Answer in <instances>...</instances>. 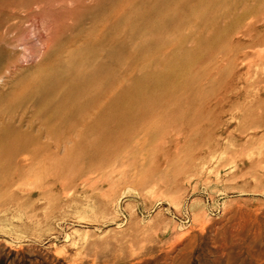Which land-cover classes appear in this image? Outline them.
<instances>
[{
    "label": "rangeland",
    "instance_id": "rangeland-1",
    "mask_svg": "<svg viewBox=\"0 0 264 264\" xmlns=\"http://www.w3.org/2000/svg\"><path fill=\"white\" fill-rule=\"evenodd\" d=\"M117 1L89 0L86 22ZM121 32L37 128L0 130V159H25L21 187L0 178V259L264 264V0H134ZM112 81L94 118L84 93Z\"/></svg>",
    "mask_w": 264,
    "mask_h": 264
},
{
    "label": "bare ground",
    "instance_id": "bare-ground-1",
    "mask_svg": "<svg viewBox=\"0 0 264 264\" xmlns=\"http://www.w3.org/2000/svg\"><path fill=\"white\" fill-rule=\"evenodd\" d=\"M88 1L0 0V130H33L40 120L39 105L44 97L57 86L56 98L72 89L80 92L84 88L82 81L89 77L91 69H97L106 54L119 48L122 20L134 0H118L93 23L86 22L84 10ZM175 50L173 44L162 45L147 60H138L135 66L133 59L131 75L141 73L156 58H169ZM104 87L84 93L91 102L89 110L94 118L115 103L121 89L117 81H112L107 89ZM30 155L31 161L38 157L36 150ZM24 160L20 154L1 160L4 164H0V178L4 189L22 185ZM10 253L11 250L0 259V264L8 260ZM51 264L72 263L69 259L52 258Z\"/></svg>",
    "mask_w": 264,
    "mask_h": 264
}]
</instances>
